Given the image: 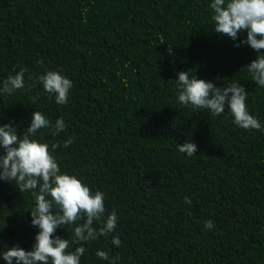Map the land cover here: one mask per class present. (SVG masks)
<instances>
[{"label":"trees","instance_id":"trees-1","mask_svg":"<svg viewBox=\"0 0 264 264\" xmlns=\"http://www.w3.org/2000/svg\"><path fill=\"white\" fill-rule=\"evenodd\" d=\"M211 3L0 0V126L23 134L36 110L53 124L63 117L64 132L45 128L36 139L60 144L61 172L105 194V220L116 210L115 230L86 242L80 264H109L98 250L118 255L116 264H264V87L247 70L258 53L234 46L246 32L236 41L214 32ZM21 68L25 87L3 93ZM48 71L73 82L66 105L39 82ZM180 71L217 87L239 82L261 130L235 125L227 106L215 116L179 104ZM185 141L197 144L191 157L177 148ZM34 208L31 192L0 180V256L16 245L32 250ZM82 222L55 235L74 241Z\"/></svg>","mask_w":264,"mask_h":264},{"label":"clouds","instance_id":"clouds-1","mask_svg":"<svg viewBox=\"0 0 264 264\" xmlns=\"http://www.w3.org/2000/svg\"><path fill=\"white\" fill-rule=\"evenodd\" d=\"M210 9L215 33L236 41L239 33L246 32V39L234 46L247 44L258 53L256 59L247 65V70L254 83L264 87V52H261L264 50V0H212ZM25 72L26 69L21 68L14 76H8L3 81L2 92L12 94L24 88ZM177 75L179 104L186 108L191 106L194 110L207 109L215 116L223 114L227 106L235 125L245 130H261L260 121L248 111V92L239 82L217 87L211 81L189 76L188 71H180ZM39 82L47 93L55 95L58 105L68 103L73 82L60 71L40 75ZM66 127L63 117L53 124L38 110L33 113L30 126L23 134H18L11 122L0 126V148L4 151L0 155V180L14 183L21 193H32L35 208L30 212L31 225L39 229L32 250L26 251L16 245L3 252L0 257L7 264H49V261L51 264H80L86 252L84 244L109 235L117 226L116 210L104 219L103 192L93 193L75 174L61 172L53 155L61 145L52 143L50 148L48 143L36 139L38 130L48 128L53 135H58ZM73 141L74 137H68L62 146L67 148ZM177 148L189 157L197 152V144L193 141L177 144ZM185 202L192 204L187 196ZM78 221L83 222L74 227V241L55 235L58 228ZM94 222L101 226L94 227ZM213 227L212 220L205 222V228ZM73 244L76 245L74 249ZM112 244L119 247L120 238L113 237ZM96 256L108 260L109 264H116L119 260L118 255L110 258L104 250H98Z\"/></svg>","mask_w":264,"mask_h":264}]
</instances>
